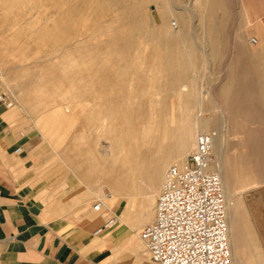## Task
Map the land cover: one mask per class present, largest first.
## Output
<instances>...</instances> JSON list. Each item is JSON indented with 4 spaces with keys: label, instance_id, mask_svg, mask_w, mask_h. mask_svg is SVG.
I'll return each instance as SVG.
<instances>
[{
    "label": "bare ground",
    "instance_id": "bare-ground-1",
    "mask_svg": "<svg viewBox=\"0 0 264 264\" xmlns=\"http://www.w3.org/2000/svg\"><path fill=\"white\" fill-rule=\"evenodd\" d=\"M149 1L164 3V0H74L75 3L67 4L61 11L68 18L66 22L76 24V22L79 23L83 18L90 19V22L88 21L89 23L87 25L85 24L82 29L76 28L77 35L75 34V37H78V35L81 36L78 41L76 40V43L72 42L73 45L67 46L72 35L69 26L65 25L62 20H54L49 27L42 25L41 29L43 31L40 34L38 33L41 43L43 45H49L52 50L63 49L64 51H73L76 54L66 62L63 60L58 70L65 71L68 65H79L81 62L80 56L81 54L83 55L84 51H86L84 54L86 53L87 55L84 64V70L86 71L93 69L92 63L95 58L98 60L102 59V65L97 66L94 71L100 72L102 70L104 72L102 75L98 74L99 72L95 73L88 80V84L84 83L87 84L86 87L84 86L83 88L77 85L79 82L77 72L74 73L73 77H70V80L75 84L72 92L73 97H85L95 92L98 94L100 92L102 94L101 96L106 100L103 103L102 109L106 117L104 137L107 140L108 158L106 157L103 161L96 154L87 152L88 155H84L87 156L85 162L77 164V159L75 157L72 158L74 168L71 169L77 175L88 177L97 175L98 179L109 187V192L104 193L101 190V185L96 184L98 187L94 185L95 189L96 187L98 188V193L95 195L97 196L96 201L101 203L100 211L105 208L112 209L113 206L117 208L121 196L126 195L127 201L117 212V217L125 218L128 207H134L137 209L141 222L146 223L150 222L154 217L155 198L161 188L163 173L166 167L172 162L181 161L185 153L189 149L191 150L193 145L195 146V132L199 128L200 132L209 133V126L215 123L207 119L208 117L198 116L194 112L196 109L199 110L201 106L198 92L192 86L187 88L188 85L183 83L184 81L182 82L187 66L186 60L182 58L183 50H186L185 48L187 47L183 49V45L180 44L181 37H183L182 28H178L175 22V26H173L174 24L172 25L168 15L164 12H161L159 23H156L153 14L148 16L149 19L146 18V15H142L141 11ZM53 2H56L54 3L55 6H62V4H58L57 0ZM199 3L200 0L197 4ZM205 7L206 10L203 16L204 28L208 35L215 37L221 31V26L220 24H216L215 19L217 17L214 19L213 13L216 7L220 8V3H215L214 0H210ZM46 21L49 22V20ZM246 22L249 23L250 20L247 18ZM32 29L34 30V28ZM32 29L31 31H33ZM257 33V38H254L253 43L256 42L255 48L259 49L258 52L260 50L264 52V29L258 27ZM187 56L186 58H188ZM97 63L99 64V61ZM94 64L96 65V62ZM132 65H135L134 69H132ZM249 68L251 74L250 79L253 81L252 90L249 94L264 107V59L253 62ZM131 70L135 73L134 78H130V74L133 73ZM191 70L188 71L191 72ZM66 73L67 71L63 74ZM186 76L190 77L187 73ZM52 80H56V78ZM235 80L236 70L230 66L226 70L224 82L218 85L215 91L218 99L231 112L242 111L245 105L244 96L246 95V91ZM161 91L163 93L159 98L153 96L154 94H159ZM170 94L173 97V104L172 102L167 104ZM14 98L18 100L20 106H23L20 95L15 94ZM126 98L129 100H126ZM217 106L219 107V105ZM172 108L174 110L173 114L170 113ZM23 109L30 112L24 106ZM102 109L100 107H81L83 112L90 113L91 115L95 113L100 114ZM42 126L44 127V125ZM48 126L54 127L52 123H49ZM251 133L254 134V132ZM216 134H211L212 153H215L216 156L211 161L210 169L216 171L218 174L226 201L225 212L233 259L232 264H240L245 255L242 239L245 227L247 226V218L245 220V211L239 199H235L231 203L228 201L227 190L235 189V183L231 179L227 168L224 166V161L222 162V158H219V149L216 148V143L219 141V138ZM246 137L248 136L246 135ZM243 138L245 140V137ZM168 139H171L170 145H168ZM60 140V137L54 139L56 144H60ZM245 141L247 142V140ZM248 142L250 143V141ZM165 149L167 150L166 154ZM75 150L76 146H73L72 152L76 153ZM251 151H253V148L249 152ZM221 155L220 157H222ZM237 159L240 161L239 163L236 160L240 166V175L244 176V184L254 181L255 179L253 178L257 174H260V172L252 168L249 170L245 169V165H242L243 159L241 156ZM254 163H252L253 166ZM233 171L235 172V169ZM157 190L158 192H156ZM134 195L138 196L137 200L132 199ZM132 202L134 203L132 204ZM112 210L115 212L116 209ZM133 218L132 221L134 220ZM252 246L250 245V247ZM257 247L255 245V248Z\"/></svg>",
    "mask_w": 264,
    "mask_h": 264
},
{
    "label": "rangeland",
    "instance_id": "rangeland-1",
    "mask_svg": "<svg viewBox=\"0 0 264 264\" xmlns=\"http://www.w3.org/2000/svg\"><path fill=\"white\" fill-rule=\"evenodd\" d=\"M53 1L0 0V93L8 96L11 102L10 108L12 110L23 112L18 100L14 98L15 94L20 95L22 100L21 104L30 110V112H28L29 115L26 114L28 125L32 128H34L33 125H37L36 131L42 133V135L38 137L45 147L49 149L48 153L51 154L53 158H56L54 149L58 147V143L56 144L54 139L60 137V144H66L68 150L60 151L59 153H66L71 159L75 157L77 159V164L85 162L87 156L84 155H88V153L91 152L104 161L106 157L108 158L109 153L107 150V140L104 137L106 117L102 109L103 103H105L106 100H104L100 92L99 94L95 92L85 97H73L72 92L75 88V84L70 80V77H73L74 73L77 72L79 80L77 85L83 88L84 86L86 87L89 82L88 80L92 78L95 73L99 72L94 71V69L96 70L97 66L102 65V59L98 60L95 58L92 63L93 69L86 71L84 70V64L87 55L86 53L84 54V52H86L84 51V56L82 54L80 56V64L77 66H66L67 68H65V71H67L68 74H63L65 71L58 70L59 66H61L63 60L66 62L76 54L73 51L66 50L65 53L63 49L52 50L49 45H43L41 43L39 35L40 32L43 31L41 29L42 25H47L49 27L54 20H62L65 25L69 26L72 35L67 46L73 45V43H76L81 37L80 35L75 37L76 28L82 29L85 24L87 25L90 22V19L83 18L79 23L76 22V24L68 21L66 22L68 18L65 14H62L61 11L67 4L75 3L74 0H57L58 4H62V6H55L54 3L56 2ZM194 1L195 0H164V3L149 1L145 4L141 14L146 15V18H148L150 14H153L156 23H159L161 12H164L168 15L172 25L175 22L178 28H182L183 37H181L180 44L183 45V49L187 47L185 48L186 50L182 49V58L187 62L185 70L188 76H190L187 77L186 73H184L185 75L182 82L184 81L183 83L188 85L187 88L192 86L198 92L201 106L199 110L196 109L194 112L197 113L198 116L208 117L207 119L211 120L213 123L215 122L214 125L209 126V133L212 135L217 133L216 135L219 141L216 143V148L219 149V158H222V162L224 161L223 164L235 183V189L227 190V198L230 203L235 199H239L245 211V220L247 218V226L245 225L246 227L242 239L245 255L240 264H264V107L258 101H255L256 99L249 94L252 90L253 82L252 79H250L251 74L249 72V67L253 62L264 59L263 50L258 52L259 49L255 48L256 42L253 43L252 41L253 38H257V28L264 29V0H214L215 3H220V8L216 7V9H214L213 17L214 19L217 17L215 22L221 26V31L215 37L207 34L203 22V16L206 10L205 5L210 2V0H200L199 4H197L199 0H196L197 3ZM38 5H40V7H38ZM48 14L50 15L48 16ZM245 18L246 20L248 18L250 22L247 23ZM46 20H49V22ZM175 24L173 26H175ZM32 28H34V30ZM31 29L33 31H31ZM101 38H103V36H101ZM62 51L65 54H62ZM186 56L188 58H186ZM98 61L99 64L97 63ZM95 62L96 65L94 64ZM230 66L232 69L236 70L237 81H235L238 82V85L244 87L243 89L246 91V95L244 96V111H228L226 106L222 104L215 95L216 88L224 82L226 70H228ZM134 67L135 65H132V69H134ZM73 69L75 70L73 71ZM188 70H191V72ZM103 72L104 71L100 70L98 74L102 75ZM131 72L133 73L130 74V78H134L135 73L132 70ZM45 75L47 76L45 77ZM53 78H56V80H52ZM160 93L154 94L153 96L159 98L163 92L161 91ZM169 96L167 104L171 102L173 104V97L171 94ZM126 100L129 99L126 98ZM217 105H219V107ZM82 106L89 108L100 107L102 110L100 114L95 113L91 115L90 113L83 112L81 110ZM170 113H174L173 108L170 110ZM89 117L93 120L91 121ZM49 123H52L54 127H49ZM42 125H44V127H42ZM251 132H254V134ZM198 133H200V128L195 132V136ZM246 135L248 137H246ZM45 137H47L48 141ZM243 137H245L247 142ZM168 140V145H170L171 139ZM248 141H250V143ZM53 143L55 145H53ZM71 144H73L72 147ZM73 146H76V153L72 152ZM193 147L194 145L191 147V150ZM252 148L253 151L249 152ZM166 149L165 154L168 150ZM191 150L189 149L183 158ZM220 154H222V157H220ZM215 156V153H212V159H215ZM240 156L243 159L242 165H245V169L249 170L252 168L260 172V174H257L256 177L253 178L255 179L254 181L244 184V176L240 175V161L237 159ZM245 159L246 161H244ZM236 160L239 163H237ZM251 160L252 163L255 162L254 166ZM234 169L235 172L233 171ZM67 171L69 170L67 169ZM70 176L72 177L71 174ZM92 176H85L89 179L85 178L84 182L88 185L91 180L92 185H101V190L104 193H108L109 187L102 183L97 175L93 176L94 178ZM75 180L77 184L81 182L79 178H75ZM158 190L156 192H158ZM91 199L96 201L94 196H91ZM132 199L137 200L138 196L134 195ZM126 201L127 196H121L117 206V212L125 205ZM133 203L134 202H132V204ZM112 209L115 210L116 207L113 206ZM105 211L107 210L104 209V212ZM249 238H251L252 241H250L251 239ZM250 245L253 246L250 247ZM255 245L256 247L258 245V249L255 248ZM253 249L255 250L253 251ZM255 255L256 257H254Z\"/></svg>",
    "mask_w": 264,
    "mask_h": 264
},
{
    "label": "crops",
    "instance_id": "crops-1",
    "mask_svg": "<svg viewBox=\"0 0 264 264\" xmlns=\"http://www.w3.org/2000/svg\"><path fill=\"white\" fill-rule=\"evenodd\" d=\"M20 107L0 100V264H150L137 209L125 218L93 210L98 186L74 174L73 159L59 153L66 144L56 158L48 153Z\"/></svg>",
    "mask_w": 264,
    "mask_h": 264
},
{
    "label": "built area",
    "instance_id": "built-area-1",
    "mask_svg": "<svg viewBox=\"0 0 264 264\" xmlns=\"http://www.w3.org/2000/svg\"><path fill=\"white\" fill-rule=\"evenodd\" d=\"M0 100L11 104L7 95ZM212 160V136L200 132L193 150L166 168L154 217L139 232L150 264H232L226 201Z\"/></svg>",
    "mask_w": 264,
    "mask_h": 264
}]
</instances>
